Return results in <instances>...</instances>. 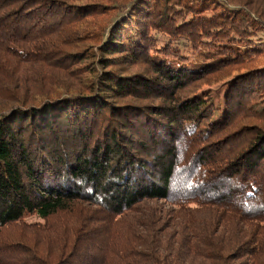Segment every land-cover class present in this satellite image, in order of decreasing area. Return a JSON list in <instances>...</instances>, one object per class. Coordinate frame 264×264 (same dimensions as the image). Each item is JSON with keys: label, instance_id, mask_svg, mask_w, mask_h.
I'll return each instance as SVG.
<instances>
[{"label": "trees", "instance_id": "trees-1", "mask_svg": "<svg viewBox=\"0 0 264 264\" xmlns=\"http://www.w3.org/2000/svg\"><path fill=\"white\" fill-rule=\"evenodd\" d=\"M0 264H264V0H0Z\"/></svg>", "mask_w": 264, "mask_h": 264}, {"label": "rangeland", "instance_id": "rangeland-1", "mask_svg": "<svg viewBox=\"0 0 264 264\" xmlns=\"http://www.w3.org/2000/svg\"><path fill=\"white\" fill-rule=\"evenodd\" d=\"M158 204H160V205H164L165 206V209H166V211H168V210H172L173 208H172V205H168V204H163V203H161V202H159ZM66 214V213H65ZM74 214L75 215H72V216H68L67 214L66 215H64V214H60V215H58V216H55V217H53L51 220H49V221H46V225H47V229H49V230H52V231H56V230H58V234H60L61 233V229H62V227H63V225L65 224V223H67V221H75L76 220V211L74 212ZM26 221H28V223H31V224H34V223H37L38 224V221H37V219L36 218H30V219H28V220H26ZM42 223L44 224V222H41V226L40 227H37V230L39 231V230H41L42 228H43V226L44 225H42ZM37 224H35V225H37ZM33 227V226H32ZM15 233H17L15 230H8V231H6V234H5V236L7 237V238H11V237H8L9 235H12V234H15ZM35 237V236H34ZM32 240H36V238H32Z\"/></svg>", "mask_w": 264, "mask_h": 264}]
</instances>
